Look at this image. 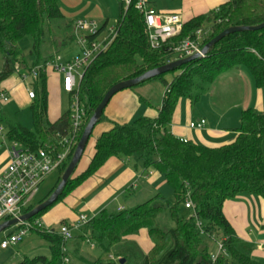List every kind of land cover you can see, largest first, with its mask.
Returning a JSON list of instances; mask_svg holds the SVG:
<instances>
[{"label":"trees","instance_id":"1","mask_svg":"<svg viewBox=\"0 0 264 264\" xmlns=\"http://www.w3.org/2000/svg\"><path fill=\"white\" fill-rule=\"evenodd\" d=\"M135 3L136 0H132L127 9L119 4L116 37L83 74L77 101L84 117L75 137L76 145L95 108L113 85L136 79L166 65L170 50L191 37L196 30L210 29L208 38L201 44L203 48L228 28L256 27L264 23V0H229L208 15L183 23L178 36L153 50L149 47L143 17L134 8ZM63 21L66 19L59 8V0H0V84L20 68H26L19 46L22 41L29 43L33 68L45 66L54 55H59L73 44V24L69 21L65 29L72 33L68 37L50 39L51 26ZM105 25H100L98 34ZM88 39L92 40L94 36ZM47 45L52 47V54L47 52ZM242 67L250 72L257 88L264 85V28L226 36L204 57L169 72L176 74L169 84L163 79L166 74L153 79L165 85L158 116L153 119L140 117L131 124L113 123L96 139L94 154L87 168L75 177L73 172L51 207L93 176L110 158L134 156L142 161L145 172L154 171L164 177L173 193L172 206L160 194H155L119 212L102 210L74 231L77 235L73 237L72 234L69 241H63L58 232L33 226L30 232L47 242L48 255L24 257L17 264H62L66 251L81 264H261L252 258L253 246L236 236L222 214V206L226 201L245 195L264 200V116L251 110L243 111L233 143L218 148L183 142L168 131L180 99L196 103L211 90L219 77ZM32 88L34 98L29 110L33 131L8 123L6 139L20 144L29 152L50 150L54 154L61 153L63 148L59 140L71 133L72 99L69 95V109L57 121L50 123L47 119L45 73H39ZM101 120L102 116L97 124ZM75 148L59 168L55 188ZM55 188L35 206L25 209L23 214L45 201ZM187 194L193 214L182 218L179 208L184 206ZM51 207L27 222L33 225ZM166 211L174 222V228L165 229L160 225L161 216ZM61 224L68 225L65 222ZM140 231L146 232L152 244L150 251L144 255L136 245L125 242L126 237ZM215 232L221 235L225 255H219L212 262L208 242ZM82 242L98 248L103 255L109 256V260L90 261L81 253Z\"/></svg>","mask_w":264,"mask_h":264},{"label":"crops","instance_id":"2","mask_svg":"<svg viewBox=\"0 0 264 264\" xmlns=\"http://www.w3.org/2000/svg\"><path fill=\"white\" fill-rule=\"evenodd\" d=\"M145 1L156 12L177 14L185 23L193 18L208 15L229 0ZM100 20H103V18H100ZM107 22L106 20L103 23L107 25ZM69 47L62 50L61 53L67 51ZM61 53H59L60 56ZM27 71V67L25 69L20 68L0 84V94L3 93L8 97V101L6 103L0 101L1 104H7L9 101L14 100L23 107H30L33 99L28 97L26 84L22 80ZM45 77L48 93L47 119L50 123H54L66 112L61 105V95H64L69 101V94L61 91V78L54 72L47 70ZM228 89L232 91L230 95L224 92ZM201 99L204 100V103L194 111L193 108ZM183 100L184 98L178 101L168 131L178 139L205 148H218L233 143L243 111L251 110L264 116V85L257 88L252 75L244 67L236 72L219 77L211 90L201 96L195 105L187 99H185L187 103L184 105ZM160 107L161 104L157 109H154L149 99L145 96L138 97L131 89L114 95L103 111L102 120L92 131L94 137L91 138L90 142L88 140L80 159V163L83 160L84 162L80 166L77 175L87 168L94 154L96 139L102 133L107 132L113 123L131 124L140 117L156 118ZM1 118H3L2 115ZM201 119L206 122L202 129L189 128L190 123ZM0 138L1 172L9 162L11 143L6 139V135L1 134V131ZM156 176L159 177L154 171H144L143 163L138 157L110 158L93 176L45 212L37 220L38 225L42 230L50 231L53 225L60 226L62 222L72 226L80 215H84L89 219L102 210L126 209L124 205H128L127 208H132L154 196V191H157L159 186L166 183L164 177L160 175L159 180L161 181L156 184ZM138 201L140 202L138 203ZM222 214L236 236L253 246L252 258L264 264V200L253 196H239L235 200L224 202ZM142 234L141 238H135L133 241L138 240L137 243L142 250L139 246L138 249L144 255L150 251L152 245L148 243L146 232ZM128 240L129 237H126L125 242L134 243ZM81 253L85 257L82 250Z\"/></svg>","mask_w":264,"mask_h":264},{"label":"built area","instance_id":"3","mask_svg":"<svg viewBox=\"0 0 264 264\" xmlns=\"http://www.w3.org/2000/svg\"><path fill=\"white\" fill-rule=\"evenodd\" d=\"M118 1L123 5L124 9H127L132 2V0ZM134 8L143 17L151 49L160 48L162 44L180 34L183 22L179 15L158 13L150 8L145 0H136ZM105 28L98 34L100 25L96 22L87 20L76 21L73 24V30L75 36L74 42L78 53L66 61H63L56 54L45 66L33 68L22 77L30 99L34 98L32 83L37 79L40 72L45 73L47 70H50L61 78V91L69 94L72 99L71 133L59 140V145L63 148V152L58 154H54L50 150L29 152L20 144L11 143L9 147V162L0 172V224L12 219H18L23 215V211L30 207L45 178L50 173L59 170L67 160L72 149L76 146L75 137L81 129L84 117V112L79 107L77 101L79 84L88 66L98 54L104 52L109 47L116 37V28H110L106 31L105 36H101ZM209 34V28L196 30L191 37L184 39L178 46L170 50L168 63L183 60L195 54L201 56V44L208 38ZM91 36H94V39L89 40L88 37ZM0 101L6 103L8 97L1 93ZM205 123V120L201 119L190 123L189 128L200 130L204 127ZM182 141L186 142V140ZM184 208L193 212L189 194L186 195ZM121 210L123 209L117 208L116 211L119 212ZM88 220L86 216L80 215L72 226L60 224L58 233L63 241H69L72 238V232L78 231ZM33 226L39 227L38 222L35 221L33 225L25 222L14 226L16 228L15 232H12L5 240L0 242V248L7 249L9 246L17 245L30 232ZM218 242L217 254L210 255L212 262L219 255H225L222 241L219 240ZM93 248L94 246L91 245V249ZM63 252H65L64 249ZM110 259L113 260L112 257ZM68 263L69 259L64 257L62 264Z\"/></svg>","mask_w":264,"mask_h":264},{"label":"rangeland","instance_id":"4","mask_svg":"<svg viewBox=\"0 0 264 264\" xmlns=\"http://www.w3.org/2000/svg\"><path fill=\"white\" fill-rule=\"evenodd\" d=\"M119 4L120 2L118 0H59V8L62 14L65 16L66 21L60 22L58 24H53L51 26L50 32L52 33V35L50 36V39L56 40L57 38L61 39L64 37H68L72 32L66 31L67 30L65 29L66 25H68L69 22L74 24L78 20H87L90 22H96L98 25L102 24L104 21L107 20L108 22L105 31L101 35V36H105L106 31H108L110 28L116 27L119 18ZM100 18H103V20H100ZM19 46L23 54L27 70L31 71L33 69V66H32V59L29 56V43L28 41L24 40L20 43ZM51 48L52 47L50 45H47L46 47L47 52H49L50 54L54 52L53 50H51ZM77 53H78V49L74 42L73 44L70 45L67 51H63L61 53L62 60L63 61L69 60ZM1 66H2V61L0 56V69ZM175 75L176 74L169 73L166 74L163 79L167 84H169ZM131 91L137 94L138 97L145 96V98L149 99L151 106L154 109H157L161 104L162 96L165 92V85L158 80H153L145 85L139 86L138 88L137 87L132 88ZM224 92L225 93L227 92V94L230 95L232 91L228 89L225 90ZM60 101L63 110L64 111L68 110L69 109L68 99L64 95H61ZM182 103L185 105V103L187 102L184 99ZM203 103H204L203 99H201L200 102H197L196 105L194 103L195 107L193 108V110L195 111L196 108L198 107L200 108V105ZM1 115L3 118H1ZM8 123L17 124L28 129L29 131H33L32 119H31V113L29 107L27 108L23 107L20 105V103H16L14 100L9 101L7 104L0 103L1 134L6 135L8 131ZM92 137H94V134L91 135L89 142ZM83 162L84 160L81 163L80 162L78 163L73 177L77 175L80 166L82 165ZM59 174L60 173H58V171H54L45 178V180L43 181V183L39 188L37 195L33 198L30 207L35 206L40 200L45 198L49 194V192L53 190V188H55V185L59 179ZM156 174L159 175V177L156 176V181H157L156 184H158L161 181L159 180L160 174L158 173ZM154 192L155 194L156 193L160 194L161 197H163L170 206L174 204V197L172 190L166 183L165 184L163 183V185L159 186L158 190ZM140 201H138V203ZM127 206L128 205H124V207L126 208ZM179 209H180V216L182 218H188L192 214V211L185 209L183 205L180 206ZM160 225L163 226L165 229L174 228L175 226L174 222L170 219L167 211L164 213V215L161 216ZM59 228H60L59 225L52 226V230L55 232H58ZM15 230H16L15 227H11L6 231L0 233V242L5 240L7 236L10 235L12 232H15ZM142 233H145V231H140L135 235L129 236L128 241L134 242L133 240L135 238L138 239L142 237L143 235ZM76 235L77 233L74 232L73 237H76ZM220 239H221L220 233L215 232L214 236L212 237V240L208 242L209 252L211 254H217V246L219 243L218 241ZM148 241H149L148 243L151 244L149 239ZM137 242L138 240L133 244L138 247L139 245ZM80 248L83 254L85 255V257L88 258L90 261L97 259H102L104 261L109 260V256L103 255L96 247L91 249V244L87 242H82ZM139 248L142 250L140 246ZM47 255H48L47 242L43 240L40 236H38L36 233L28 232L27 235L23 237L22 240L17 245L9 246L7 249L0 248V264H17L24 257L32 258L33 256H47ZM65 255L69 259L68 264H80L74 257L70 255V253H68V251L65 252Z\"/></svg>","mask_w":264,"mask_h":264},{"label":"water","instance_id":"5","mask_svg":"<svg viewBox=\"0 0 264 264\" xmlns=\"http://www.w3.org/2000/svg\"><path fill=\"white\" fill-rule=\"evenodd\" d=\"M263 28H264V23L259 25V26H256V27H231V28H228V29L224 30L222 33H220L219 35H217L216 37H214L211 41H209L202 48L201 56L204 57L208 53L210 48H212L215 44H217L220 40H222L226 36H229V35L235 34V33H239V32H244V31H251V32L260 31ZM201 56L199 54H195V55H193L189 58L183 59V60L173 61V62L167 63L166 65H164L160 68L148 71L136 79L120 82V83L113 85L105 93L101 102L95 108L93 115L89 119L86 127L84 128V130L82 132V135H81V137H80V139L76 145V148L74 150L72 158H71L65 172L61 176L60 182L58 183V185L56 186V188L54 189L52 194L45 201H43L42 203L37 205L30 212L21 215L18 219H12V220L5 221V222L1 223L0 224V233L4 232L7 229L14 227L20 223H25V222L29 221L30 219H32L33 217H35L39 213L45 211L47 208L51 207L54 203H56V201L58 200L60 194L62 193L67 181L72 176V174L75 171L78 163L80 162V159H81L82 154L86 148V145L88 143V140L91 136V133H92L94 127L96 126L97 122L100 120L105 107L107 106V104L109 103V101L112 99V97L114 95H116L117 93H119L121 91L132 89L141 83L147 82L149 80H153L159 76H162V75H165L169 72H172L173 70L179 68L182 65H185L187 63H190L194 60L201 58Z\"/></svg>","mask_w":264,"mask_h":264}]
</instances>
